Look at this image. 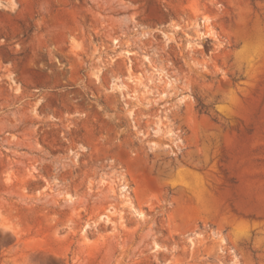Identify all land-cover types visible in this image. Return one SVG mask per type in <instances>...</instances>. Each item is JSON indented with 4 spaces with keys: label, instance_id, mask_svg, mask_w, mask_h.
Returning a JSON list of instances; mask_svg holds the SVG:
<instances>
[{
    "label": "rangeland",
    "instance_id": "374dc122",
    "mask_svg": "<svg viewBox=\"0 0 264 264\" xmlns=\"http://www.w3.org/2000/svg\"><path fill=\"white\" fill-rule=\"evenodd\" d=\"M0 264H264V0H0Z\"/></svg>",
    "mask_w": 264,
    "mask_h": 264
},
{
    "label": "trees",
    "instance_id": "16d2710c",
    "mask_svg": "<svg viewBox=\"0 0 264 264\" xmlns=\"http://www.w3.org/2000/svg\"><path fill=\"white\" fill-rule=\"evenodd\" d=\"M205 106L203 104H201V109L204 108Z\"/></svg>",
    "mask_w": 264,
    "mask_h": 264
}]
</instances>
